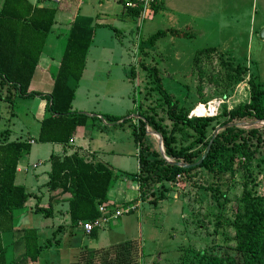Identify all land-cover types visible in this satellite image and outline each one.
Returning <instances> with one entry per match:
<instances>
[{
  "label": "rangeland",
  "instance_id": "obj_1",
  "mask_svg": "<svg viewBox=\"0 0 264 264\" xmlns=\"http://www.w3.org/2000/svg\"><path fill=\"white\" fill-rule=\"evenodd\" d=\"M79 1L82 4H79L77 16L91 20L94 19V8L102 3L100 11L104 14L100 19L113 25L106 27L104 32L118 49L112 47L115 51L103 59L99 56L98 65L87 64L84 78L80 80L88 81L86 91L77 88L76 99L70 105L80 113L91 112V116L96 115L99 119L89 118L86 121L89 128L77 135L84 136L88 148L99 156L98 160H106L113 168L114 176L117 174L108 191L111 203L106 206L107 210L113 211L121 207L123 192L128 190L125 183L129 185L127 181L131 180L127 174L137 172L134 153L140 147L133 144L129 117L146 112L167 129L170 122L164 106H160L159 94L152 88L150 76L140 69L136 59L134 61V52L127 51L128 34L135 32L136 19L132 21L127 15L118 19L119 16L114 14H120L124 9L117 0H75V4ZM159 3L153 18L141 22L138 28L141 37L145 39L157 30L171 27L191 34V38L168 42L166 35L156 40L153 51L145 49L139 55L148 68L153 66L157 70L163 87L177 99L187 117L199 115L195 113V107L201 104L207 111L203 115L217 116L207 127L206 138H209L215 128L219 127L217 132L223 129L221 122L226 120L223 116L226 112L249 101L250 84H260L264 88V38L258 36L260 29H264V0H159ZM114 29L117 34L124 32V39L116 35ZM60 30L61 34L55 36H60L59 40L51 42L55 49L63 48L65 32ZM106 45L103 49H109ZM209 47L215 51L199 53L193 63L195 52ZM49 48L46 47V51ZM93 51L104 53L107 50L89 48L88 54ZM104 60L106 66L102 63ZM27 103H13L22 123L29 119L23 117ZM99 110L102 115L96 113ZM101 116L106 122L99 118ZM251 122L247 118L233 120L235 126L244 131L241 137L247 140L251 154L249 161L235 156L231 168H223V160H218L210 169H192L172 182H146L139 191L136 183L137 193L142 191L147 196L144 200L136 196L127 203L133 207L130 212L103 221L95 227L93 236H89L92 232L85 234L79 228L68 230L69 226L65 224L67 228L56 234L61 243L44 250L38 262L28 264H74L82 248H89L87 251L91 252L123 241L135 243L139 257L137 264H204L209 255L220 257L225 254L236 260L239 257L234 249L232 227L236 203L243 190L249 191L252 199L264 197V122ZM253 129L256 130L254 136L249 132ZM188 133L191 136L187 140H181L179 133H175L174 149L189 145L194 136L191 130ZM141 143L148 153L153 150L159 153L153 134L145 133ZM200 147L201 144H196L189 151ZM109 150L116 155H111ZM228 155V151L223 152L224 159ZM45 191L41 189L37 193ZM152 198L156 201H151ZM62 208V205L58 206L55 211L58 212L51 220L32 214L28 224L39 225V235L49 237L58 223H66ZM20 222L15 219L18 226ZM43 226L50 228L44 230ZM73 235L75 242L71 244ZM241 262L239 260V264Z\"/></svg>",
  "mask_w": 264,
  "mask_h": 264
},
{
  "label": "trees",
  "instance_id": "obj_2",
  "mask_svg": "<svg viewBox=\"0 0 264 264\" xmlns=\"http://www.w3.org/2000/svg\"><path fill=\"white\" fill-rule=\"evenodd\" d=\"M158 6H152L153 13L158 10ZM43 13L48 16H44ZM53 15V10L33 8L26 0H2L0 86L11 87L20 97L39 95L28 91V87L53 23ZM166 35L191 38V34L171 28L157 30L145 39L139 36L134 51L135 57L133 56L140 69L150 76L152 88L159 94L160 106H164L166 118L170 122V128L167 129L146 112L142 115L137 114L139 119L131 128V136L133 142L138 143L140 147L137 157L138 168L136 173L127 174V177L138 183V191L146 182H172L177 176L192 169L200 167L210 169L218 160H223V168H231L235 156L249 161L251 154L247 140L241 137L244 131L236 127L233 120L247 118L250 122L264 121V88L260 84H250L249 101L223 115L226 117V120L221 122L223 129L215 134L201 163L190 167L177 165V163L191 165L200 158L210 139L206 138L207 127L217 116L187 117L186 111L180 109L177 99L163 87L157 70L153 66L148 68L142 61L139 54H143L145 49L153 51L156 40ZM91 36L92 28L72 23L52 78L51 90L48 95L42 97L46 100V116L39 123L36 139L39 143L66 144L75 128L84 126L88 118L86 114L71 111L70 105L82 74ZM214 51L209 47L195 52L193 63L199 53ZM235 69L239 71L238 67ZM145 129L159 136L163 155L170 162L161 157L158 151L147 152V147L141 143ZM188 130L193 132V140L186 147L174 149L172 145L175 142V133H179L181 140H187L190 135ZM249 132L252 136L256 135L255 129ZM196 144H201V147L189 151L190 147ZM29 148L30 144L27 141H8L4 136L0 138V264L37 262L44 250L61 243V238H57L56 234L67 228L65 226H69L68 230H71L77 227L79 221L95 220L99 216L97 205L107 206L109 203L107 193L115 177L112 171L102 163L85 161L76 152L62 157L54 155L48 157L49 170L44 184L47 201L45 204L40 203L38 197L27 192L23 185L15 183L16 167L28 154ZM224 151L229 152L226 159L223 157ZM138 194L140 199L147 196L146 194L144 196L142 191ZM30 197L35 199L31 212L46 219L53 217L55 204L65 202L64 213L67 215V223L57 225L49 237H41L33 227H15L13 223L15 211L25 208L24 205ZM151 201L155 202L156 199L152 198ZM236 209L232 227L234 249L239 258L235 260L227 254L220 257L209 255L204 264H239V260H242L241 264H264V197L252 199L249 191L243 190L236 203ZM93 230L88 233L92 232L89 236H93ZM1 234L7 235L10 241L2 243ZM87 249L89 248L79 250L74 264H137L139 258L133 241L96 248L91 252Z\"/></svg>",
  "mask_w": 264,
  "mask_h": 264
},
{
  "label": "crops",
  "instance_id": "obj_3",
  "mask_svg": "<svg viewBox=\"0 0 264 264\" xmlns=\"http://www.w3.org/2000/svg\"><path fill=\"white\" fill-rule=\"evenodd\" d=\"M26 1L33 8L45 9L48 11L53 10L54 11L53 23L50 26L49 32L45 38L44 45H43L41 53L38 57L37 65L35 67V70L33 72L32 77L30 79V83H29V87H28V91L35 92L36 94H39V95L38 96L34 95V96H21L20 97L15 92V90L12 89L11 87L0 86V122L3 120L2 121V123H3L2 124V130H0V138L2 136H4L8 141L24 140L30 144L28 154L26 156H24L19 161V163L16 167V168H27V171L26 172H18L17 171L16 176H15V183L23 185L24 188L27 190V192L34 194L35 197L39 198L40 203L45 204V202L47 201L46 191L40 192L39 194L37 192L41 191V189H45L44 184L47 180V172L49 170L48 157L50 155L62 157L64 155H70L71 153L76 152L78 155H81L85 161L102 163L104 166L109 168L114 175L113 168L110 166V164L108 162H106V160L103 162L99 161L98 160L99 156L96 157L94 152L88 148V143L85 141L84 136L77 135L80 132L82 133L81 130H84L85 128H89L88 127L89 125H87L86 122H85L84 126H78L75 128L72 136L69 138L72 140V143H68V141H67L66 144H53V143H39L36 141L38 130H39V123L46 116V113H45L46 100L42 97L44 95H48L50 90H51L52 78H53V75L57 69L60 57L62 55L68 31H69L73 22H75L79 26H86V27L92 28L91 44L93 46V44L95 43V46L92 47L91 45H89V47L86 51L84 66H83L82 74H81L79 81L82 78H84L83 74L87 71V70H85L87 68V64L90 65V64L94 63L95 65H98V63L101 61V59L98 58L99 56H101L103 59V57H108L112 52H114L115 50L117 51L118 49L113 45V42H112L110 36L106 32H104L105 31L104 29H106V27L111 28V27H113V25L109 24V23L107 24V23H105V21L103 19H100V18H102L101 15L104 14L100 11V7H102V3H98L96 5V7L94 8V10H95L94 19L91 20L90 18H87V17H78L77 16L78 10H79V8H78L79 4H82L81 1H79L77 4H75V0H26ZM117 1L122 6L123 0H117ZM1 3H2V0H0V4ZM158 5L160 6V3H158ZM43 15L48 16V14L45 15V13H43ZM114 15L119 16L117 18L118 19L121 18V20L123 19V16H126V15L129 18H131L132 21H134V19H135V18H132L133 16L130 17L131 14L125 10L121 11L120 14L116 13ZM151 18H153V15L148 17L147 20L151 19ZM140 25H137V23H136L135 24V26H136L135 32H133V34H128L127 51H129L130 53L135 51L136 42H137L139 36L141 37V35L138 33V28L140 27ZM169 28H171V27H169ZM60 29L62 30V32H65L63 35L64 38L62 39L63 48L62 49L61 48L55 49L54 48L55 46L53 44H51V42L52 41L55 42L56 40H59L60 36L58 38H56L55 36L61 34L59 32ZM171 29H173V28H171ZM174 30H176V29H174ZM114 32H116L115 29H114ZM116 35L122 36L123 39L125 37L124 32H122L121 34H117V32H116ZM52 36H54V37H52ZM170 38H172V39H170ZM176 39H177L176 37H171V36H169L167 38L168 42H170V40H171V42L172 41L176 42ZM106 44H108L109 49H103V46ZM170 45H172V44L170 43ZM46 47H50L48 49V51H46ZM57 47H60V45H58ZM112 47L115 48V50H113ZM89 48L95 49V50L97 48H99L100 50H107V51L104 53L102 51L99 53L93 51V54L90 53V55H89L88 54ZM102 63H104L105 66L107 65V61H105V60ZM97 68L100 69V67H98V66H97ZM79 81H78L79 85L76 86V88L74 90V97H73V100L71 102V105L76 99L77 88H82L83 90H85L84 88H86V86L88 84L87 80H83L82 82L81 81L79 82ZM89 83H91V82L89 81ZM80 85L82 87H80ZM14 102H20V103L23 102L24 104H26L28 102L27 105H25L27 107L26 108V114L23 116V117L29 118L26 122L22 123V121H20V119L18 118L19 117L18 112L13 107ZM72 109H74V108H71V111L80 113L79 112L80 110H75V109L72 110ZM96 113H98L99 115L100 114L102 115L103 112H101V110H99ZM87 116H88L87 120L89 118L93 119V120L95 119V121L99 120L96 115L91 116V112L87 113ZM99 118L103 122H106L103 119V117H99ZM129 118H130V132H131L132 126L136 125V121H137V119H139V117H129ZM145 133L152 135L151 131H149L148 129H145ZM30 141H32V142L30 143ZM133 144L135 146H138V143L133 142ZM108 152L111 155H116L115 152L113 153V150H109ZM138 153H139V150H136V153H134L136 156V161L138 159L137 158ZM33 165H34V167H33ZM137 168H138V163H137ZM116 177H117V174L115 176V179H116ZM121 179H122V181H126L125 178H121ZM113 183H114V181L112 182V184ZM119 183H121V182H119ZM127 183L129 185H127L125 183V187H126V189L128 188V190H126V192H123V198H122V201H120V202H122L121 204L123 206L119 205L121 207H124V205L127 206V203L129 204L130 201H132L136 196H138V193L135 189L136 188V181L131 180V181H127ZM107 196L109 197L108 193H107ZM34 202H35V199L33 197L28 198L27 202L24 205L25 209L28 211L24 212V210L21 209V211L19 210L18 213L15 214V217H17L15 219H17V221L18 220L21 221L19 226H18V224L15 223V219H14L13 223H14L15 227H17V228L33 227V228H36L37 232L39 233V231H40L39 225L37 226L34 224L33 225L28 224L29 221L32 220L30 216L33 213L31 212L30 209H32ZM108 202L111 203L110 201H108ZM137 202H135V203H137ZM59 205L63 206L62 214H63L64 220H66L67 215H66V213H64L66 210V203L65 202L58 203V205L53 206V213H54L53 217H55L54 215H56V213L58 212V211L57 212H55V211L58 209ZM119 206H116V207H119ZM135 206H136V204H135ZM107 211H109V210H107ZM15 212H17V211H15ZM51 219L52 218H49V220H51ZM57 225H60V224L58 223ZM49 228H50V226H48V227L43 226L44 230L49 229ZM78 228L79 227H76V228L74 227V229H78ZM73 238H74V235L72 236L71 241L69 239L71 244L72 243L74 244V242H75L73 240ZM1 241H2V243H5V242H9L10 240H8L7 235L3 236V234H1ZM39 260H40V258L38 259V261Z\"/></svg>",
  "mask_w": 264,
  "mask_h": 264
},
{
  "label": "built area",
  "instance_id": "obj_4",
  "mask_svg": "<svg viewBox=\"0 0 264 264\" xmlns=\"http://www.w3.org/2000/svg\"><path fill=\"white\" fill-rule=\"evenodd\" d=\"M158 3H159V0H123L122 8L125 11L129 12L136 19L137 25H140L143 20L152 16L153 14L152 6L158 5ZM131 11H135L136 13L133 14L131 13ZM198 106H203V105L201 104ZM211 111H212V108H211ZM211 115H213V113H211ZM189 116H200V115L192 114ZM31 142L32 141H30V143ZM68 143H72V140L69 139ZM26 170L27 168H16V171L18 172H22ZM96 208H97V212L99 213V216L95 220L89 221V222L79 221L77 224V227H79L82 230V232L85 234H88L95 227L100 226V224H102L103 221L109 220V219H115L121 216L122 214H127L128 212H130L131 209H133L132 206L131 207L125 206V207H121L119 209H115L110 212V211H107V208L101 204L97 205Z\"/></svg>",
  "mask_w": 264,
  "mask_h": 264
},
{
  "label": "water",
  "instance_id": "obj_5",
  "mask_svg": "<svg viewBox=\"0 0 264 264\" xmlns=\"http://www.w3.org/2000/svg\"><path fill=\"white\" fill-rule=\"evenodd\" d=\"M258 36H259L260 39H263V38H264V29H260V31H259V33H258ZM262 122H264V121H262ZM262 122H261V121H256V122H251L250 124H254V123L261 124ZM225 126H226V125H225ZM225 126H224V127H225ZM218 128H219V127H218ZM218 128H215V129H214V131H213V133H212L210 139L208 140V143H207V145H206V147H205V150H204L203 154L200 156V158H199L195 163H192L191 165H186V164H180V163H177V165H179V166H181V167H190V166H196V165L200 164L201 161H202V159L205 157L207 151L209 150V147H210V145H211V143H212V140H213L215 134L217 133ZM151 134H153V135L155 136V138L157 139V146H158V150H159L160 155H161L164 159H166L165 156L163 155V151H162V147H161V141H160L159 136H158L156 133H153V132H151ZM167 161L170 162L169 160H167Z\"/></svg>",
  "mask_w": 264,
  "mask_h": 264
},
{
  "label": "bare ground",
  "instance_id": "obj_6",
  "mask_svg": "<svg viewBox=\"0 0 264 264\" xmlns=\"http://www.w3.org/2000/svg\"><path fill=\"white\" fill-rule=\"evenodd\" d=\"M195 110H197V112H195ZM194 112L199 114V115H203V114H206V110H205V107L204 106H197L195 108Z\"/></svg>",
  "mask_w": 264,
  "mask_h": 264
}]
</instances>
